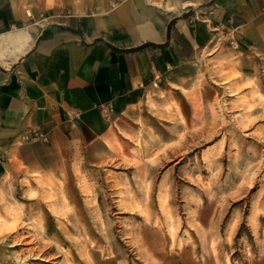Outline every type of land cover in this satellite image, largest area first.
<instances>
[{"label":"rangeland","instance_id":"rangeland-1","mask_svg":"<svg viewBox=\"0 0 264 264\" xmlns=\"http://www.w3.org/2000/svg\"><path fill=\"white\" fill-rule=\"evenodd\" d=\"M125 1L0 4L34 20ZM169 76L131 135L21 136L0 179V264H264V49L213 29Z\"/></svg>","mask_w":264,"mask_h":264},{"label":"crops","instance_id":"crops-1","mask_svg":"<svg viewBox=\"0 0 264 264\" xmlns=\"http://www.w3.org/2000/svg\"><path fill=\"white\" fill-rule=\"evenodd\" d=\"M204 3L196 11L190 0H126L34 20L18 4H0V179L21 136L34 130L66 129L85 144L131 135L153 84L193 63L210 30L264 49V0Z\"/></svg>","mask_w":264,"mask_h":264},{"label":"built area","instance_id":"built-area-1","mask_svg":"<svg viewBox=\"0 0 264 264\" xmlns=\"http://www.w3.org/2000/svg\"><path fill=\"white\" fill-rule=\"evenodd\" d=\"M33 133H35V132H33ZM36 134V133H35Z\"/></svg>","mask_w":264,"mask_h":264}]
</instances>
